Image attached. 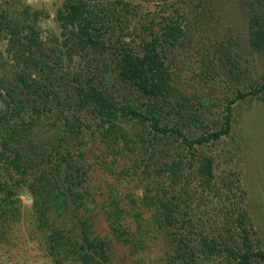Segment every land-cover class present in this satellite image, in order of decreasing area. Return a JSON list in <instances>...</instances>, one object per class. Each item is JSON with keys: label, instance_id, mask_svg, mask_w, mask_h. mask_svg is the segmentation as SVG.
I'll return each mask as SVG.
<instances>
[{"label": "trees", "instance_id": "16d2710c", "mask_svg": "<svg viewBox=\"0 0 264 264\" xmlns=\"http://www.w3.org/2000/svg\"><path fill=\"white\" fill-rule=\"evenodd\" d=\"M130 1L65 0L57 18L65 27H71V36L66 40L68 52L79 46L100 55L108 48L117 51L118 78L140 93L139 101L109 92L101 81L95 82L91 73L82 72L85 80L74 76L76 83L70 78L60 86L64 76L58 74L61 67L53 64L57 51H33V47L40 46L37 24L41 12L28 6L18 8L17 4L12 9L8 0V6L0 7V33L11 35L12 44L20 45L18 50L27 54L25 63L35 65L39 75L46 71V85L25 78L24 73H11L18 75L15 84L3 83L7 85L8 100L2 97L5 107L0 109V239L6 240L9 226L20 219V194L28 189L33 195L34 219L38 227L48 230L47 247L56 263L75 260L97 264L98 258L105 259L103 242L92 236L94 222L79 211L87 209L85 201L90 195L82 186L87 175L84 160L74 158L83 157L87 133L94 128L79 118V113L86 111L97 123L98 136L114 159L116 154L129 156L135 151L131 168L142 185L140 204L151 211L153 223L166 233L175 258H181L182 264H202L199 257L204 264H219V256L225 251L236 264H264V244L260 246L251 232L246 192L238 178L225 181L220 177L215 149L210 152L212 144L232 130L233 105L245 97L264 96V80L250 81L247 90L237 89L235 96L225 99L220 127L196 132L205 118L199 110L185 109L186 98H176L172 70L161 51L162 43L181 35L180 26L165 16L161 32L155 31L150 22L152 27L142 26L148 36H139L135 41L127 25L131 21ZM249 28L251 48L264 52V9H252ZM117 30L120 32L116 34ZM105 79L104 86L109 75ZM65 85H71L73 97L66 91L64 97L69 98L61 102L59 88H68ZM172 99H176V105L171 104ZM49 102L67 105L68 112L73 110L72 118L64 117V123L51 127L55 141L40 140L37 145V121L47 110L51 112ZM173 106L180 119L170 114ZM125 119L145 128L130 134L122 125ZM193 168L198 185L185 175ZM173 194L183 196L175 201L177 196ZM131 201L135 203L133 198ZM198 201L208 209L196 212L193 202ZM112 205L118 206L116 200ZM115 212L118 216L120 209Z\"/></svg>", "mask_w": 264, "mask_h": 264}, {"label": "rangeland", "instance_id": "374dc122", "mask_svg": "<svg viewBox=\"0 0 264 264\" xmlns=\"http://www.w3.org/2000/svg\"><path fill=\"white\" fill-rule=\"evenodd\" d=\"M5 1L7 0H0V7L3 4L8 6ZM10 1L12 9L17 4L18 8L28 6L41 12L37 24L40 46L33 47V51H57L53 64L61 67L62 72L59 71L58 74L64 76L60 80V86L68 83L70 78L76 83L74 76H80L79 81L85 80L84 75H80L82 72L91 73L95 82L101 81V86L106 87L109 92L120 94L127 100L133 98L139 101L140 93L118 78L117 63L120 59L117 51L108 48L100 55L79 46L68 52L66 40L71 36V27H65L57 18V11L65 0H8ZM129 3L128 8L132 9L129 14L131 21L127 25L135 41H139V36H148L147 30H143L142 26L147 28L154 24L153 29L161 32L160 24L165 21V16L175 19L174 22L180 26L181 35L171 42L162 43L161 51L172 70L176 98H186L185 109L199 110L205 118V123L198 126L196 132L220 127L225 99L235 96L237 89L247 90L246 86L249 87L250 81L264 80V52L254 51L248 40L249 16L254 8L264 9V0H132ZM150 22L153 24L150 25ZM115 32L117 34L120 31ZM12 42L8 32L0 33V109L5 107L2 97L8 100L5 90L7 85L3 83L12 81L15 84L13 82H16L15 77L18 76L11 73H24L25 78L30 77L36 79V83L46 85V71L39 75L35 65L26 64L24 60L27 54L21 53L18 50L20 45H13ZM107 75L109 81L104 86ZM65 86L68 88H59L58 99L61 102L69 98L64 97L66 91L73 97L71 85ZM144 100L147 102L145 98ZM48 104L51 112L47 110L42 116V122L37 121L40 134L34 138L37 145L40 140L55 141L56 135L51 127L55 126L54 123L58 126L64 123V117L72 118L73 110L68 112L67 105L64 107L54 102ZM171 104L176 105V99H172ZM233 106L232 130L220 142L212 144L210 152L215 149V160L219 166L217 173H220L221 178L225 181L230 178L240 180L246 192L245 202L252 236L254 240H258L259 245H263V93L245 97ZM173 107L170 114L175 119H180L175 111L176 106ZM34 118L31 117L32 120ZM79 118L83 124L94 126L87 133L83 157L74 158L81 162L84 160L87 175L82 186L90 194L85 201L87 209L79 211L90 216L94 222L92 236L100 237L103 242L105 259L98 258L97 264H182L181 258L172 255V244L166 233L151 220V211L140 204L142 185L138 181V173L135 169L132 170L134 167L131 168L135 151L129 152V156L116 154L114 159V154H109L108 147L98 136L99 127L88 112H80ZM28 121L29 118L26 117L25 123ZM122 125L130 134L140 133L145 128L129 119H125ZM37 129L33 132L36 133ZM185 175L198 185L199 178L194 168ZM181 196L183 195L174 197L175 201L180 200L177 198ZM20 199V219L9 226L6 240L0 239V264H81L75 260L62 263L54 261L47 247L48 230L38 227L34 219L33 195L26 189L20 194ZM113 199L116 200L117 207H113ZM180 203L181 201L179 205ZM193 205L198 213L202 209H208L202 201L193 202ZM116 208L120 209L118 216ZM219 257V264H236L225 251ZM197 260L204 264L202 258ZM252 264L262 263L254 261Z\"/></svg>", "mask_w": 264, "mask_h": 264}]
</instances>
